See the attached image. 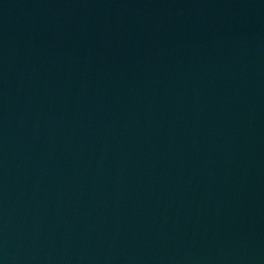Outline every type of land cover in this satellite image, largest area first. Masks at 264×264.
<instances>
[{
	"label": "water",
	"instance_id": "1",
	"mask_svg": "<svg viewBox=\"0 0 264 264\" xmlns=\"http://www.w3.org/2000/svg\"><path fill=\"white\" fill-rule=\"evenodd\" d=\"M0 264H264V0H0Z\"/></svg>",
	"mask_w": 264,
	"mask_h": 264
}]
</instances>
